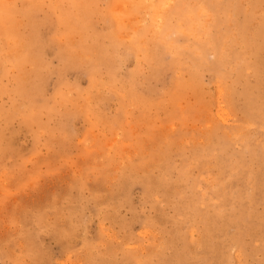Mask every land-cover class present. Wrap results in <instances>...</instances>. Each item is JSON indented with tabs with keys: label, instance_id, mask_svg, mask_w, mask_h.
<instances>
[{
	"label": "rangeland",
	"instance_id": "374dc122",
	"mask_svg": "<svg viewBox=\"0 0 264 264\" xmlns=\"http://www.w3.org/2000/svg\"><path fill=\"white\" fill-rule=\"evenodd\" d=\"M0 264H264V0H0Z\"/></svg>",
	"mask_w": 264,
	"mask_h": 264
},
{
	"label": "bare ground",
	"instance_id": "6f19581e",
	"mask_svg": "<svg viewBox=\"0 0 264 264\" xmlns=\"http://www.w3.org/2000/svg\"><path fill=\"white\" fill-rule=\"evenodd\" d=\"M35 4H36V3H35ZM119 22H120V21H119ZM200 22H201V21H200ZM200 25H201V24H200ZM181 28H182V27H181ZM198 28H199V27H198ZM192 31H193V30H192ZM192 31H191V32H192ZM188 36H189V35H188ZM207 36H208V35H207ZM74 142H75V141H74Z\"/></svg>",
	"mask_w": 264,
	"mask_h": 264
}]
</instances>
